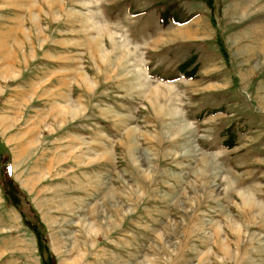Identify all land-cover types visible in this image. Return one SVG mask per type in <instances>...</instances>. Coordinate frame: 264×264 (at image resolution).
I'll list each match as a JSON object with an SVG mask.
<instances>
[{
    "label": "rangeland",
    "instance_id": "obj_1",
    "mask_svg": "<svg viewBox=\"0 0 264 264\" xmlns=\"http://www.w3.org/2000/svg\"><path fill=\"white\" fill-rule=\"evenodd\" d=\"M262 23L260 0H0V264H264Z\"/></svg>",
    "mask_w": 264,
    "mask_h": 264
},
{
    "label": "crops",
    "instance_id": "obj_2",
    "mask_svg": "<svg viewBox=\"0 0 264 264\" xmlns=\"http://www.w3.org/2000/svg\"><path fill=\"white\" fill-rule=\"evenodd\" d=\"M248 1V0H247ZM259 1V0H258ZM260 2H264L263 0H260ZM240 6V5H239ZM239 6H237V7H239ZM237 10H238V13H241L242 11L240 10V8H237ZM263 25V29H264V23H262ZM242 50V49H241ZM0 195H1V197H3L2 196V191H1V189H0ZM0 200H1V198H0ZM9 214L14 218V217H17L12 211H10L9 212ZM20 219H21V222H22V218L20 217ZM23 224V223H22ZM16 230H17V226H15L14 224L12 225ZM9 230L11 231V232H14V230H12V229H10L9 228ZM0 231H1V234H4V231H8V230H6V227H5V225H3L2 223H0ZM12 238L14 237V235H12L11 236ZM35 239V238H34ZM36 246H38L37 245V243H36ZM37 249H36V252H37V254H38V256H39V251H38V247H36ZM2 257H5L3 254H1L0 255V258H2ZM32 260H33V263L34 264H37V260L35 259V257L34 258H32ZM39 260H41V258H40V256H39Z\"/></svg>",
    "mask_w": 264,
    "mask_h": 264
},
{
    "label": "trees",
    "instance_id": "obj_3",
    "mask_svg": "<svg viewBox=\"0 0 264 264\" xmlns=\"http://www.w3.org/2000/svg\"><path fill=\"white\" fill-rule=\"evenodd\" d=\"M162 24L163 25H165V22H163L162 21ZM14 181H13V178H11V183H13ZM8 203H9V201H8ZM10 204V203H9ZM12 204V203H11ZM10 204V205H11ZM13 205V204H12ZM13 206H15V205H13ZM28 228H30L32 231H34L35 233H36V237H37V240H38V245H39V249H40V251H41V248H42V237H41V235H40V233H39V231L35 228V227H32V226H30V225H27V223L25 224ZM50 264H56V262H55V260L53 261V262H51Z\"/></svg>",
    "mask_w": 264,
    "mask_h": 264
}]
</instances>
